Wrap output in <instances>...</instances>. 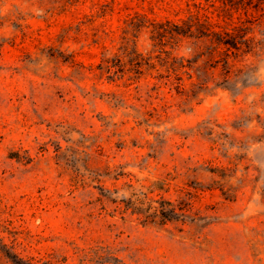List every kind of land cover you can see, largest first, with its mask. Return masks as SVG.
I'll return each instance as SVG.
<instances>
[{
	"label": "rangeland",
	"instance_id": "1",
	"mask_svg": "<svg viewBox=\"0 0 264 264\" xmlns=\"http://www.w3.org/2000/svg\"><path fill=\"white\" fill-rule=\"evenodd\" d=\"M193 2L0 0V264H264V0Z\"/></svg>",
	"mask_w": 264,
	"mask_h": 264
},
{
	"label": "trees",
	"instance_id": "2",
	"mask_svg": "<svg viewBox=\"0 0 264 264\" xmlns=\"http://www.w3.org/2000/svg\"><path fill=\"white\" fill-rule=\"evenodd\" d=\"M205 4L202 2H193L192 6L194 8L193 11L190 10L189 4L187 8V16L185 19L180 20V23H175L171 20L165 19L163 22L155 23L153 26L152 32L156 34L158 37H188V38H209L210 36L214 37V43L218 46H224L226 48L238 49V42L236 38H229L228 34L226 36L228 39H225L218 33H214L211 31L212 24L210 23V15L213 12L210 9L223 8V10L228 11L231 9H237L238 7L248 6L252 0H204ZM262 1V0H260ZM216 2L220 3L217 7ZM139 15L135 14V17ZM242 36H238V39H241ZM242 41V40H241ZM246 43V40H243ZM113 60H115V63ZM104 65L100 66V69L105 71L109 75L110 78L118 77V73H122V67L118 65L120 61L117 56L110 61H104ZM135 65L139 66V62L134 61ZM173 67V66H172ZM181 67L185 66L181 64ZM175 71V70H174ZM177 89L182 90L183 87L180 83H176L175 86ZM188 186V185H187ZM200 191L199 188L191 187V188H181L179 190L180 197L178 206L186 205L190 206V201L194 199ZM158 205L153 208V216L159 217L161 221H184V219H190L193 221V218H190L187 214H185L182 208H179L180 213L176 212V208L170 203L165 201H155ZM124 209L123 212L131 209V213H139L138 208H131V201H123ZM182 211V212H181ZM189 211V210H187ZM96 254V253H94ZM20 264H32L31 262L21 261ZM46 264V263H45Z\"/></svg>",
	"mask_w": 264,
	"mask_h": 264
}]
</instances>
